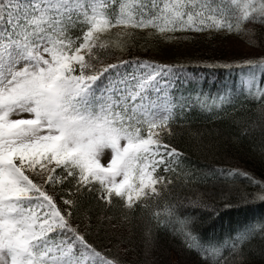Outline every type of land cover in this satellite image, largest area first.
<instances>
[{"label": "snow or ice", "instance_id": "1", "mask_svg": "<svg viewBox=\"0 0 264 264\" xmlns=\"http://www.w3.org/2000/svg\"><path fill=\"white\" fill-rule=\"evenodd\" d=\"M257 25L264 27V0H0V264H120L73 224L78 200L57 201L47 188L68 183L72 196L95 194L108 206L115 200L125 210L159 208L176 182H191L186 156L173 146L184 127L178 122L194 106L223 110L238 95L186 94L184 63L125 60L122 53L140 30L170 41L187 39L177 33L223 30L256 43ZM223 67L243 74L244 93L264 125L257 80L264 56ZM240 174L259 187L249 195L264 202V181ZM162 211L204 264H229L225 246L238 257L234 264H256L238 243L202 242L175 203ZM152 216L164 223L160 211ZM254 231L236 239L250 240ZM258 255L264 261V247Z\"/></svg>", "mask_w": 264, "mask_h": 264}, {"label": "trees", "instance_id": "2", "mask_svg": "<svg viewBox=\"0 0 264 264\" xmlns=\"http://www.w3.org/2000/svg\"><path fill=\"white\" fill-rule=\"evenodd\" d=\"M253 33L256 43L250 42L247 36L223 30L177 33V36L186 35L187 39L174 41L148 37L146 30H140L134 46L122 53L125 60L135 56L163 61L159 50L163 45L178 49L188 47L189 53L179 52L164 60L187 66L190 75L186 80L188 88L184 87L186 94L199 92L214 97L225 89L237 88L238 95L233 105L223 110L209 112L194 106L178 122L184 127L174 138L173 146L185 154L184 166L192 173L191 182H176L172 195L166 194L156 202L159 208L150 203L148 208L125 210L121 202L114 200L108 206L95 194L72 196L65 191L68 183L54 188L58 197L78 200L73 224L88 233L86 239L103 255L118 259L120 264H166L163 260L179 251L191 264H204L202 255L187 247L177 220L163 215V205L168 202L175 203L180 218H191L190 230L202 242L217 247L238 243L248 250L256 264H264L258 255L259 249L264 247V233L259 231V225L264 224V202L249 195L259 191V187L240 174L247 172L256 180L264 181V125L256 116V104L244 93L243 74L235 67H223L225 63L264 56V27L257 25ZM259 84L264 86V73ZM253 121H256L255 127H251ZM244 127H248L246 133L242 131ZM220 169L237 172L229 175L218 171ZM153 211L161 212L160 220L164 223L156 222ZM248 229L255 230L254 235L241 243L236 237L246 234ZM231 251L225 246L223 257L234 264L238 257L230 255Z\"/></svg>", "mask_w": 264, "mask_h": 264}, {"label": "rangeland", "instance_id": "3", "mask_svg": "<svg viewBox=\"0 0 264 264\" xmlns=\"http://www.w3.org/2000/svg\"><path fill=\"white\" fill-rule=\"evenodd\" d=\"M185 45V44H184ZM175 46H168V45H163V47H161L159 50L162 52V56H160V58L163 60V61H159V62H163V63H166L164 62V60L168 59L169 56H172L176 53H181V54H187L190 52V50H188L189 48L188 47H181V48H174ZM247 49V48H246ZM261 74L262 73H258L257 74V80H258V83L260 82V78H261ZM188 81H186L184 84H183V89L184 87L185 88H188L187 85H188ZM235 93H237V88H231ZM225 90H223L222 92H224ZM236 97V96H235ZM13 118H19V117H13ZM109 150H106V153L108 152ZM108 155L106 154L104 157H102V162L106 161L108 159ZM47 190L49 191V194L50 195H54L55 196V199H57V201H60L61 197H58L54 191V188L49 186L47 188ZM195 204H199V203H196L194 202ZM161 249H162V246L161 248H159V253H161ZM153 252H156L155 250ZM150 258H152L151 254L149 253ZM166 262V264H191L190 262L187 261V259H185L183 257V254L179 251H175V252H172L170 253L169 257L167 260H163Z\"/></svg>", "mask_w": 264, "mask_h": 264}]
</instances>
